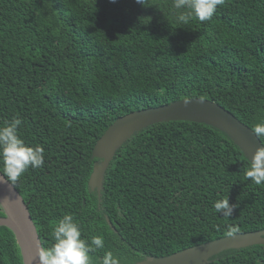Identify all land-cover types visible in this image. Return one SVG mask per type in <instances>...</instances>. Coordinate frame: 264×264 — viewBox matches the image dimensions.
I'll use <instances>...</instances> for the list:
<instances>
[{"label":"trees","instance_id":"16d2710c","mask_svg":"<svg viewBox=\"0 0 264 264\" xmlns=\"http://www.w3.org/2000/svg\"><path fill=\"white\" fill-rule=\"evenodd\" d=\"M177 14L173 0H0V126L19 118V135L44 148V165L14 185L43 248L65 214L83 239L103 238L91 264L109 251L133 264L264 230V184L246 177L239 147L204 123L135 131L100 190L88 186L96 140L131 111L200 98L251 129L264 120V0H225L204 22L180 24ZM225 198L236 205L232 217L213 207ZM0 264H22L6 226ZM207 264H264V244L223 250Z\"/></svg>","mask_w":264,"mask_h":264},{"label":"water","instance_id":"95a60500","mask_svg":"<svg viewBox=\"0 0 264 264\" xmlns=\"http://www.w3.org/2000/svg\"><path fill=\"white\" fill-rule=\"evenodd\" d=\"M186 120L204 123L224 132L250 162L258 149L264 148L253 130L217 103L200 98H181L167 104L134 110L115 118L96 140L93 164L88 179L91 190H100L103 173L114 151L135 131L157 122ZM94 187V188H93ZM7 198V203H4ZM0 226L9 228L19 248L22 264H38V250L43 248L27 205L14 185L0 184ZM264 230L223 236L190 246L166 256H148L133 264H207L210 257L227 249L264 244Z\"/></svg>","mask_w":264,"mask_h":264},{"label":"clouds","instance_id":"9594fccd","mask_svg":"<svg viewBox=\"0 0 264 264\" xmlns=\"http://www.w3.org/2000/svg\"><path fill=\"white\" fill-rule=\"evenodd\" d=\"M136 2L145 5L146 0ZM224 3L225 0H173V7L178 10L177 21L187 24L192 18L200 22L211 20L217 6ZM21 123L19 118H13L0 126V184L15 185L29 167L44 165V148L24 141L18 133ZM252 130L257 137H264V120L256 123ZM246 177L256 185L264 184V148L258 149L250 160ZM213 207L216 213L232 217L236 205L225 198L216 200ZM231 231L238 230L233 228ZM52 236L54 243L38 250V264H91L89 253L104 247L100 236L83 239L80 226L71 214H65L57 221ZM100 264H119V260L109 251L101 257Z\"/></svg>","mask_w":264,"mask_h":264},{"label":"rangeland","instance_id":"374dc122","mask_svg":"<svg viewBox=\"0 0 264 264\" xmlns=\"http://www.w3.org/2000/svg\"><path fill=\"white\" fill-rule=\"evenodd\" d=\"M97 161H100V159L99 160H97ZM94 188V187H93Z\"/></svg>","mask_w":264,"mask_h":264}]
</instances>
